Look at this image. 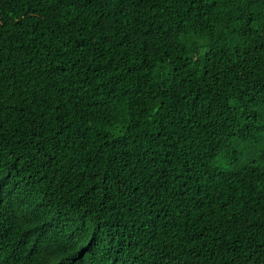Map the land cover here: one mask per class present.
I'll list each match as a JSON object with an SVG mask.
<instances>
[{"label":"trees","instance_id":"1","mask_svg":"<svg viewBox=\"0 0 264 264\" xmlns=\"http://www.w3.org/2000/svg\"><path fill=\"white\" fill-rule=\"evenodd\" d=\"M0 264H264V0H0Z\"/></svg>","mask_w":264,"mask_h":264}]
</instances>
